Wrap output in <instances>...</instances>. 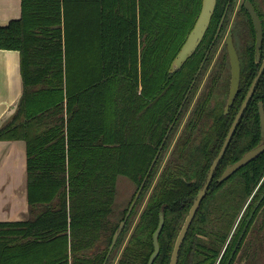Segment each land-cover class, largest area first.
Wrapping results in <instances>:
<instances>
[{
    "label": "trees",
    "instance_id": "16d2710c",
    "mask_svg": "<svg viewBox=\"0 0 264 264\" xmlns=\"http://www.w3.org/2000/svg\"><path fill=\"white\" fill-rule=\"evenodd\" d=\"M250 1L264 33V0ZM21 5V17L0 26V48L20 52L23 82L17 111L0 128V140L26 142L29 217L0 221V264H148L161 211L165 224L153 264H169L260 67L249 12L243 4L235 12L236 0H217L198 49L171 72L202 0H22ZM228 33L241 78L226 113L231 66L221 42ZM260 53L264 57V34ZM260 102L264 73L177 264H264V152L219 181L227 166L264 141ZM121 177L136 191L119 211Z\"/></svg>",
    "mask_w": 264,
    "mask_h": 264
},
{
    "label": "water",
    "instance_id": "95a60500",
    "mask_svg": "<svg viewBox=\"0 0 264 264\" xmlns=\"http://www.w3.org/2000/svg\"><path fill=\"white\" fill-rule=\"evenodd\" d=\"M216 4H217V0H202V6H201V11L197 17V20L195 22L194 27L192 28V30L190 31L189 35L187 36L184 44L182 45L181 49L179 50L177 56L175 57V59L173 60L171 67H170V71L171 72H175L177 70H180L184 64L194 55V53L196 52V50L198 49L199 45L201 44V42L203 41L206 32L210 26L213 14L215 12L216 9ZM245 8L247 9V11L249 12L251 19L253 21V25L255 28V32H256V44H255V59L257 63H260V67L259 70L250 86V89L248 90V93L229 129V132L223 142V145L218 153V155L216 156L215 160L213 161L206 181L204 183V185L202 186V188L200 189V191L198 192L191 208L190 211L185 219V222L177 236L174 248H173V252L171 255V260L169 264H177L178 262V258H179V252H180V248L184 242V239L186 237V234L189 230V227L195 217V214L198 210V208L200 207V204L203 200V198L206 195V192L209 189L210 183L213 179L214 176V172L218 166V164L220 163L221 159L223 158L230 142L231 139L238 127V124L240 122V120L242 119V116L255 92V89L258 85V82L261 78V76L264 73V58H262V55L260 53V49L263 43V25H262V21L257 13V11L255 10L254 6L252 5V3L247 0L245 2ZM221 26H222V22L218 28V33L221 30ZM216 35V36H217ZM226 44H227V51H228V55H229V60H230V66H231V79H230V89H229V93H228V99H227V103L225 106V112L227 113L230 109V107L232 106V104L235 101V98L239 92V85H240V78H241V64H240V59H239V55L238 52L236 50L235 44H234V40H233V36L232 33H229L227 38H226ZM20 102V100H19ZM19 105V104H18ZM18 108V106H17ZM17 111V110H16ZM16 113V112H15ZM14 113V114H15ZM259 114H260V126H261V133L262 136L264 138V103L260 102L259 103ZM8 124V123H7ZM6 124V125H7ZM5 126V125H4ZM1 126L0 128L4 127ZM264 152V141L259 144L258 146L252 148L251 150L247 151L239 160H237L236 162H234L233 164H230L229 166H227V168L224 170L223 174L221 175V177L219 178L220 182L225 181L226 179H228L232 174H234L237 170H239L241 167L247 165L250 161L254 160L255 158H257L260 154H262ZM144 185V182L141 184L140 189L137 191L129 209L128 212L125 216V219L122 220V222L120 223V226L118 228V230L116 231V233L114 234L113 240H112V244L110 245L109 248V253L108 255H110L111 251L113 250L125 224H126V220L128 219L129 215L131 214L138 198L139 195L141 193L142 187ZM165 224V215L164 212L161 211L159 214V223L158 226L156 228V230L153 233V245H154V250L152 252V254L150 255L148 264H153L155 259L158 257L160 250H161V246H160V234L161 231L164 227Z\"/></svg>",
    "mask_w": 264,
    "mask_h": 264
},
{
    "label": "crops",
    "instance_id": "0c3cea01",
    "mask_svg": "<svg viewBox=\"0 0 264 264\" xmlns=\"http://www.w3.org/2000/svg\"><path fill=\"white\" fill-rule=\"evenodd\" d=\"M22 0H0V26L19 19ZM17 50L0 48V127L9 123L23 92ZM29 217L27 199L26 142L0 140V221H19Z\"/></svg>",
    "mask_w": 264,
    "mask_h": 264
},
{
    "label": "rangeland",
    "instance_id": "374dc122",
    "mask_svg": "<svg viewBox=\"0 0 264 264\" xmlns=\"http://www.w3.org/2000/svg\"><path fill=\"white\" fill-rule=\"evenodd\" d=\"M241 2H242V0H237L236 7H235V12L239 8V5H240ZM229 27H230V25H229ZM229 27L227 29L228 31H229ZM226 37H224V39L222 40L221 44L223 43V41L225 43ZM135 191H136V186L132 182H130L129 180H127L124 177L120 178L119 186H118L117 199H116L119 211L129 205V202L131 201L132 196H133Z\"/></svg>",
    "mask_w": 264,
    "mask_h": 264
},
{
    "label": "flooded vegetation",
    "instance_id": "af4514ba",
    "mask_svg": "<svg viewBox=\"0 0 264 264\" xmlns=\"http://www.w3.org/2000/svg\"><path fill=\"white\" fill-rule=\"evenodd\" d=\"M247 0H242V2L240 3V5H239V7L241 6V4H243V6H244V8H245V2H246ZM250 1V0H249ZM251 2V1H250ZM236 3H237V0H236ZM253 5V4H252ZM254 6V5H253ZM255 8V7H254ZM239 9V8H238ZM237 9V10H238ZM246 9V8H245ZM247 10V9H246ZM256 10V9H255ZM258 13V12H257ZM250 15V14H249ZM260 17V16H259ZM223 20H224V17H223V19H222V24H223ZM221 24V23H220ZM222 27V26H221ZM229 34V33H228ZM228 36V35H227ZM217 37V36H216ZM227 38V37H226ZM225 42H226V40H225ZM262 58H264V57H262ZM109 256V255H108Z\"/></svg>",
    "mask_w": 264,
    "mask_h": 264
}]
</instances>
